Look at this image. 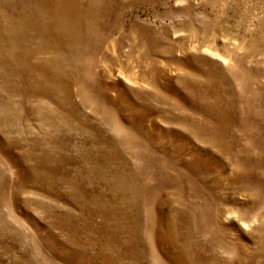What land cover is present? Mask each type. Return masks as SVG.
Listing matches in <instances>:
<instances>
[{"label": "rangeland", "instance_id": "374dc122", "mask_svg": "<svg viewBox=\"0 0 264 264\" xmlns=\"http://www.w3.org/2000/svg\"><path fill=\"white\" fill-rule=\"evenodd\" d=\"M0 264H264V0H0Z\"/></svg>", "mask_w": 264, "mask_h": 264}]
</instances>
